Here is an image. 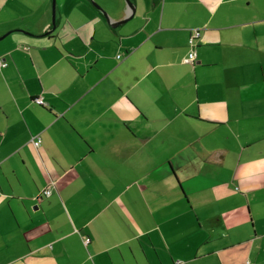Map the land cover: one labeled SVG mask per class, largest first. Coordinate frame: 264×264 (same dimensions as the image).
<instances>
[{"label": "crops", "instance_id": "obj_1", "mask_svg": "<svg viewBox=\"0 0 264 264\" xmlns=\"http://www.w3.org/2000/svg\"><path fill=\"white\" fill-rule=\"evenodd\" d=\"M90 1L0 0V264H264V0Z\"/></svg>", "mask_w": 264, "mask_h": 264}, {"label": "built area", "instance_id": "obj_2", "mask_svg": "<svg viewBox=\"0 0 264 264\" xmlns=\"http://www.w3.org/2000/svg\"><path fill=\"white\" fill-rule=\"evenodd\" d=\"M198 35H199L198 30H195L194 33L190 37V43L191 44H194V40L197 38ZM195 57H196V51H195V49L193 47L187 53L186 56L182 57V59H183V62H185V63H193L194 62L193 59ZM4 64H6V61L0 59V65H4ZM36 101L38 103H41V104L43 103V99L42 98H37ZM40 141H41V138L40 137H37V139L34 140L35 145L39 144ZM42 192H43L44 195H47L48 196L52 192V186H51V184L48 185L46 188L42 189Z\"/></svg>", "mask_w": 264, "mask_h": 264}, {"label": "water", "instance_id": "obj_3", "mask_svg": "<svg viewBox=\"0 0 264 264\" xmlns=\"http://www.w3.org/2000/svg\"><path fill=\"white\" fill-rule=\"evenodd\" d=\"M90 2L93 3V4L97 7V9L102 13V15L105 16V17L107 18V20L110 22V19H111V18L108 16L107 11L104 10L103 7H101L97 2H94V0H91ZM124 3H126V6H127L128 11H127L126 15L124 16V18H122V19H121L120 21H118V22H123V21H125V20L128 18V16H131V15L135 12V5L133 4V1H132V0H125ZM53 13H54V10H53ZM53 13H52V14H53ZM53 17H54V15H53ZM52 20H53V18H52ZM112 24L115 25L116 22H114V23H112ZM54 25H55V24L53 23V26H54ZM53 26H52V27H53ZM53 28H54V27H53ZM53 28L50 29L49 32H51V31L53 30Z\"/></svg>", "mask_w": 264, "mask_h": 264}, {"label": "rangeland", "instance_id": "obj_4", "mask_svg": "<svg viewBox=\"0 0 264 264\" xmlns=\"http://www.w3.org/2000/svg\"><path fill=\"white\" fill-rule=\"evenodd\" d=\"M131 185H133V184H131Z\"/></svg>", "mask_w": 264, "mask_h": 264}]
</instances>
